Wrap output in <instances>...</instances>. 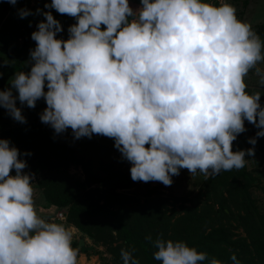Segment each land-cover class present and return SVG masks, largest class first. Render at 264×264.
Instances as JSON below:
<instances>
[{
    "label": "clouds",
    "instance_id": "9594fccd",
    "mask_svg": "<svg viewBox=\"0 0 264 264\" xmlns=\"http://www.w3.org/2000/svg\"><path fill=\"white\" fill-rule=\"evenodd\" d=\"M45 7L77 22L67 39L57 38L60 21L43 12L31 34L30 71L16 73L11 87L0 90V107L13 119L25 122L17 99L34 108L43 98L40 119L56 133L71 128L77 139L113 138L132 165L133 181L165 186L180 169L215 176L243 168L246 153L254 155V148L233 151L232 143L246 130L245 119L264 136L261 93H249L245 80L254 69L264 86V69L257 67L264 42L232 4L141 0L134 10L129 0H51ZM30 13L19 10L21 18ZM19 156L0 138V264H77L73 232L38 214L33 177ZM153 245L161 264L208 260L183 240L158 237ZM121 258L140 264L126 249ZM231 262L240 264L235 254Z\"/></svg>",
    "mask_w": 264,
    "mask_h": 264
},
{
    "label": "trees",
    "instance_id": "16d2710c",
    "mask_svg": "<svg viewBox=\"0 0 264 264\" xmlns=\"http://www.w3.org/2000/svg\"><path fill=\"white\" fill-rule=\"evenodd\" d=\"M34 1L29 5V0H17L13 5L0 0V90L11 87L16 73L30 71V52L36 46L31 34L45 19L43 12L51 11L60 21L63 30L56 34L57 38L67 39L69 27L77 22L74 17L46 8L51 0ZM233 1L238 3V19L244 21L243 15L253 0ZM23 8L31 13L21 18L19 10ZM249 23L264 42V17ZM13 94L18 96L15 89ZM16 104L25 122L13 119L0 107V138L18 148L19 158L26 162L25 169L37 176L41 203L64 206V219L77 228L80 237L91 240L92 252L101 256L96 247H104L108 257L101 256L102 264H123L121 249L130 251L140 264H161L153 255V242L158 237L183 240L206 253L208 260L216 258L223 264H232L233 254L240 264H264V209L259 210L250 193L255 177L245 166L203 176L192 196L164 194L155 185L143 182L142 186L132 180V165L115 147L113 138L93 134L91 138L77 139L71 128L56 133L40 119L47 106L43 98L34 108L22 105L18 99ZM260 104L264 106L262 93ZM245 122L246 119L244 125ZM245 129L233 141L232 150L253 147L255 153L264 155V144L258 136L251 144L246 136L251 128L246 125ZM69 166H79L83 177L70 173ZM176 202L175 207L172 203ZM76 245L77 239H73V248L81 252Z\"/></svg>",
    "mask_w": 264,
    "mask_h": 264
},
{
    "label": "rangeland",
    "instance_id": "374dc122",
    "mask_svg": "<svg viewBox=\"0 0 264 264\" xmlns=\"http://www.w3.org/2000/svg\"><path fill=\"white\" fill-rule=\"evenodd\" d=\"M34 0H29V5H32ZM210 2L214 4H219L220 0H210ZM224 2L232 4L236 9L238 8V3L233 0H224ZM130 6L136 10L141 6V0H129ZM264 17V0H253L251 1L246 13L243 15V20L247 22H252ZM102 29L104 26H101ZM257 67L264 69V61L258 63ZM247 84V90H258L262 94H264V86L259 84V77L255 75V70H251L248 76L245 78ZM264 107V106H262ZM249 125L251 130L247 132L246 136L248 138H254L257 135V132L260 130L254 124L248 122L246 120L245 126ZM253 127V128H252ZM260 143L264 144V136H259ZM253 148L249 147L248 149ZM255 151V150H254ZM246 163L245 169L251 174V176L255 177V183L250 187V193L255 197L256 203L258 205L259 210L264 209V155L261 153H255L252 156H248L246 153ZM70 173H73L79 178L83 177L82 171L79 166H69L68 168ZM24 173H29L26 169H23ZM30 174V173H29ZM11 175H15V169H12ZM32 175V174H31ZM205 176L204 174L197 171L196 174L192 175L187 169H180L179 175L172 176V184L170 186H165L161 182L158 181H149V185L157 186L160 191L164 194H173V195H183L185 196L187 193L192 196L191 192L197 191L201 178ZM33 184L32 187L34 189V201L36 210L39 215L44 217L45 219H50L56 223H62L73 232V239L80 238V232L77 228L67 222L65 219H59L55 217L57 210H65L64 206L56 207L54 204H42L39 198V189L36 186L37 176L32 175ZM139 183L143 186V181H139ZM118 191H121L122 188H116ZM131 190V188H127V191ZM173 206H177L176 203H172ZM234 231L237 233L241 232L240 228H234ZM83 239V243L80 246L81 252H78L77 255V264H102L101 256L108 257L107 251L104 249L102 245H97L96 249L101 252V256L96 252H92L91 249L94 244L91 242L89 238L86 236L81 237ZM89 252H87V251ZM86 251V252H85Z\"/></svg>",
    "mask_w": 264,
    "mask_h": 264
},
{
    "label": "built area",
    "instance_id": "2783aa9c",
    "mask_svg": "<svg viewBox=\"0 0 264 264\" xmlns=\"http://www.w3.org/2000/svg\"><path fill=\"white\" fill-rule=\"evenodd\" d=\"M55 215H56L55 217H57L59 219H64L65 218V210H57Z\"/></svg>",
    "mask_w": 264,
    "mask_h": 264
},
{
    "label": "water",
    "instance_id": "95a60500",
    "mask_svg": "<svg viewBox=\"0 0 264 264\" xmlns=\"http://www.w3.org/2000/svg\"><path fill=\"white\" fill-rule=\"evenodd\" d=\"M82 243H83V239L80 237V238H78L77 239V248H80V246L82 245Z\"/></svg>",
    "mask_w": 264,
    "mask_h": 264
}]
</instances>
